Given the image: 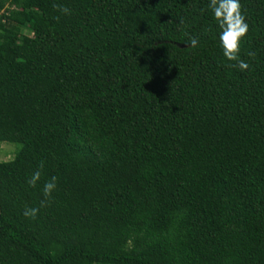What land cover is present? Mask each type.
<instances>
[{"label":"trees","instance_id":"obj_1","mask_svg":"<svg viewBox=\"0 0 264 264\" xmlns=\"http://www.w3.org/2000/svg\"><path fill=\"white\" fill-rule=\"evenodd\" d=\"M209 2L0 0V264H264V0L246 71Z\"/></svg>","mask_w":264,"mask_h":264},{"label":"clouds","instance_id":"obj_2","mask_svg":"<svg viewBox=\"0 0 264 264\" xmlns=\"http://www.w3.org/2000/svg\"><path fill=\"white\" fill-rule=\"evenodd\" d=\"M53 8L59 12L68 15L71 14V9L66 6L54 4ZM208 8L211 10L218 27L220 28L219 41L223 50V56L229 62L228 67L239 68L241 71L250 70V65L240 59L241 40L247 35L249 25L246 22V17L242 12L240 0H210ZM59 19V17H57ZM190 44L192 47L198 45V39L191 38ZM248 55L253 57L255 53L249 52ZM43 164L41 163L37 171H35L28 180L31 187H35L41 179V171ZM57 186V177L52 176L50 180L44 183L43 196L44 199L40 202V207H44L46 201H49L52 193ZM39 212L38 207H25L23 215L28 218L35 219Z\"/></svg>","mask_w":264,"mask_h":264},{"label":"rangeland","instance_id":"obj_3","mask_svg":"<svg viewBox=\"0 0 264 264\" xmlns=\"http://www.w3.org/2000/svg\"><path fill=\"white\" fill-rule=\"evenodd\" d=\"M18 146L11 143H0V162L10 160L14 157Z\"/></svg>","mask_w":264,"mask_h":264}]
</instances>
